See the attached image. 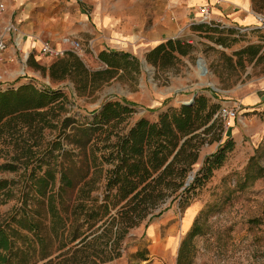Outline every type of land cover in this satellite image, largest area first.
I'll return each instance as SVG.
<instances>
[{
  "label": "rangeland",
  "instance_id": "1",
  "mask_svg": "<svg viewBox=\"0 0 264 264\" xmlns=\"http://www.w3.org/2000/svg\"><path fill=\"white\" fill-rule=\"evenodd\" d=\"M78 2L92 13L90 0H18L14 10L13 19L18 16L22 21L17 28L21 34L33 35L40 43L48 41L61 54L54 58L45 56L40 65L35 66L32 62L36 53H33L27 64L36 72L35 75L20 72L18 77L0 81L2 92L30 85L38 91L54 92L55 98L49 105L54 107V111L47 116L53 126L46 127L42 137L35 135L33 140L38 143L37 152L45 165L31 164L25 170L24 166L15 163V170L0 172V182L7 183L6 188L0 191V228L11 226L31 236L13 223L23 213H28L33 220H41L47 237V251H54V234L49 230L45 205L37 206L40 216L29 211L35 201L31 199L32 195L27 198L25 186L32 173L42 177L50 169L58 180L64 169L70 179H81L78 154L90 156L92 150L97 154L96 149H101L96 141L100 131L90 130L96 129L94 118L105 103L127 104L132 112L125 116L120 127H130L140 119L157 122L160 116L188 103L196 92V98L203 96L209 105L218 108L213 120L222 124V132L217 124L208 134L202 135L204 144L193 170L184 180L163 179L166 185L157 188L139 208L141 219L137 218L133 227L126 229L120 256L104 264H264V110H244L241 106L246 95L264 90V31L257 30L254 24L235 27L226 23L224 29L212 28L200 22L198 9L197 13L188 16L186 26L174 38V41L191 44L187 55L175 53L172 60L160 66L147 61L151 51L148 46L142 45L139 49L123 46V50L116 51V56L126 59L127 64L122 63V67L112 69L97 59L105 53L99 52V48L113 51L114 41L102 38V34L98 35V41L93 37L76 40L67 35L71 27L65 17L68 14L81 17ZM25 8L26 17H20ZM153 10L156 9L143 0L131 12L135 18L145 20L150 17L148 11ZM249 11L253 15L264 16V9H253L251 0ZM32 16L37 23L30 25L28 19L30 21ZM34 27L47 28L52 35L36 37V32L28 33ZM197 27L202 28L197 31ZM54 30L58 34L54 35ZM250 50L258 51L257 56L252 58ZM70 51L79 54L74 57L84 68L73 69L62 79L52 78L49 67L67 53H72ZM242 52L247 53L239 55ZM199 60L206 68L203 79L197 76ZM81 69L90 75L87 86L81 83L86 79L85 71ZM105 70L111 72L110 80H105V76H95ZM224 108L233 109L235 118H221L219 113ZM79 140L81 143H77ZM111 140L114 141L115 137L112 136ZM227 141L232 145L225 150L220 167L206 179L200 175L196 177L205 158L213 155L219 145L223 149ZM7 152V156L0 158V164L11 162L14 150L9 147ZM110 168V165H104L103 174ZM99 171L102 170L86 178L98 179L93 197L101 196L104 190L103 174L99 175ZM190 175H193V180L187 186L195 178L201 180L184 191ZM181 182H184L183 187H180ZM154 224L158 226L152 235L151 226ZM194 224L198 234L181 250ZM99 225L93 230H97ZM169 240L173 241V248L168 250L166 241ZM19 245L17 242L16 246ZM66 250L36 264H45ZM36 260L35 254L30 261Z\"/></svg>",
  "mask_w": 264,
  "mask_h": 264
},
{
  "label": "trees",
  "instance_id": "2",
  "mask_svg": "<svg viewBox=\"0 0 264 264\" xmlns=\"http://www.w3.org/2000/svg\"><path fill=\"white\" fill-rule=\"evenodd\" d=\"M251 4L257 11L264 9V0H251ZM201 28L195 30L200 31ZM191 48L189 43L169 40L151 50L147 61L161 66L172 60L175 53L184 56ZM257 53L250 50L252 58ZM116 54L101 53L99 59L108 67L118 69L122 63L127 64V60ZM82 67L81 61L69 54L68 59L52 65L49 71L52 78L59 79L71 74L73 69ZM81 70L85 71L86 76L81 83L87 86L90 75L85 69ZM110 74L109 70H105L95 76H105V80H110ZM54 99V92L38 91L30 85L21 86L16 91H0V158L8 155L7 148L14 150L11 162L0 164V172L15 170V163L24 166L25 170L31 164L39 167L45 165L37 152L38 143L33 140L35 135L41 138L46 127L53 126L47 116L54 111L53 106L49 107ZM126 105L105 103L95 116L94 125L97 127L90 131H100L96 141L102 147L96 149L97 154L93 150L90 156L78 154V158H81V179H70L62 169L57 180L53 171L47 169L42 177L32 173L26 182L27 198L32 195L31 199L35 201L29 211L40 216L37 206L41 204L46 207L49 230L54 234V251H47V237L43 233L41 220H33L28 213H23L13 223L31 236L11 226L0 228V264H36L65 249V252L45 264H104L118 258L126 229L133 227L137 218L141 219L139 208L142 204L150 199L157 188L166 185L163 179H186L198 163L199 151L205 140L202 135L208 134L217 124L222 132V124L213 120L218 108L209 105L203 96L194 99L189 106H181L160 116L155 123L140 119L130 127H120L125 116L132 112ZM44 108L47 109L38 112ZM112 136L115 137L114 141L111 140ZM231 145L230 141L225 143L223 149L219 145L217 151L202 162L196 177L200 175L206 179L214 169L219 168L225 150ZM104 165L111 168L103 174ZM97 170H102L98 173L103 174L104 190L101 196L93 197L98 179L86 178L93 177ZM154 175H157L156 178ZM200 180L195 178L184 191L193 188ZM6 186L5 181L0 182V191ZM183 186L184 182H181L180 187ZM97 225V230H93ZM197 234L194 224L181 250ZM17 242L19 246H16ZM35 254L37 260L31 262Z\"/></svg>",
  "mask_w": 264,
  "mask_h": 264
},
{
  "label": "crops",
  "instance_id": "3",
  "mask_svg": "<svg viewBox=\"0 0 264 264\" xmlns=\"http://www.w3.org/2000/svg\"><path fill=\"white\" fill-rule=\"evenodd\" d=\"M0 1L5 7L3 23L12 22L18 28V25L22 23L21 19L18 16L13 19L18 0ZM142 1L90 0L93 4L92 13H89L83 4L78 2V13L81 17L75 18L69 14L66 15V22L71 27L68 29L67 35H72L76 40L93 37V40L98 41L100 39L98 35L102 34V38L115 42L112 46L113 53H117V50H123L125 48L123 46L139 49L143 45L148 46L149 50H153L159 44L174 40L177 33L186 26L188 16L192 13H197L202 6H208L211 9V18L218 24L228 23L235 27L252 24L256 26L257 24L256 15L249 11L250 0H146L152 9L156 10L148 11L150 17L145 20L139 17L135 18L131 12ZM21 6L22 4L19 5V7ZM25 12L26 8L21 11L20 17H26ZM198 14L200 18V13ZM34 19L32 16L30 21L28 19V23L30 25L36 24L37 21ZM35 32L38 35L36 37L52 35L51 31L42 27H34V29L28 31L30 34H35ZM55 34L58 33L54 30ZM8 37L7 49L0 55L1 80H7L8 78L11 80L20 76V72L23 75H35L36 72L32 69L30 70L27 63L29 56L33 53L36 54H33L34 61L32 65H40L39 62L45 57L40 54L41 43L39 40H35L33 35L27 36V34H21L19 31ZM45 42L49 43L48 41ZM50 46L56 51L59 50L52 44ZM70 52H72L69 53L70 55L79 56L77 52ZM99 52L111 53L105 48H99ZM69 54L67 53L60 58L58 63L66 60ZM18 57H20V60ZM97 61L104 65L99 58ZM30 71L33 72L31 73ZM241 106L244 110H257L256 108L264 110V90L260 89L255 93L246 95L241 100ZM157 226L158 224L151 226L152 235L156 232ZM166 246L168 250L172 249L173 241H166Z\"/></svg>",
  "mask_w": 264,
  "mask_h": 264
},
{
  "label": "built area",
  "instance_id": "4",
  "mask_svg": "<svg viewBox=\"0 0 264 264\" xmlns=\"http://www.w3.org/2000/svg\"><path fill=\"white\" fill-rule=\"evenodd\" d=\"M200 22L212 28L224 29L226 28L224 24L215 23L211 18V12L208 6H202L199 8ZM5 12V7L0 1V55L7 49L8 36L18 32L16 25L12 22L6 24L3 23V16ZM256 29L259 31H264V16L256 15ZM40 54L46 57H58L61 53L54 50L47 42H42L40 47ZM1 80V77H0ZM220 117L223 119H233L235 118V112L233 109L224 108L219 113Z\"/></svg>",
  "mask_w": 264,
  "mask_h": 264
},
{
  "label": "water",
  "instance_id": "5",
  "mask_svg": "<svg viewBox=\"0 0 264 264\" xmlns=\"http://www.w3.org/2000/svg\"><path fill=\"white\" fill-rule=\"evenodd\" d=\"M200 61H202V60H199L197 64H199ZM202 62H203V61H202ZM143 65L146 67V61H145V60H144V62H143ZM204 68H205V67H204ZM205 71H206V68H205ZM196 96H197V93L194 92V94H193L191 100L189 101V103H184V106H189V105H191V104L193 103L194 99L196 98ZM192 180H193V175H190V176L188 177V179H187L186 186H187Z\"/></svg>",
  "mask_w": 264,
  "mask_h": 264
},
{
  "label": "bare ground",
  "instance_id": "6",
  "mask_svg": "<svg viewBox=\"0 0 264 264\" xmlns=\"http://www.w3.org/2000/svg\"><path fill=\"white\" fill-rule=\"evenodd\" d=\"M204 67L205 66H204V63L202 61H200L199 64L197 65V76L201 79H203L205 77V74H206Z\"/></svg>",
  "mask_w": 264,
  "mask_h": 264
}]
</instances>
